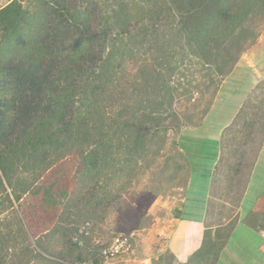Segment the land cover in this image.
Wrapping results in <instances>:
<instances>
[{
    "label": "trees",
    "instance_id": "obj_1",
    "mask_svg": "<svg viewBox=\"0 0 264 264\" xmlns=\"http://www.w3.org/2000/svg\"><path fill=\"white\" fill-rule=\"evenodd\" d=\"M263 21L264 0L0 1V214L76 158L56 240L37 243L60 264H101L82 225L104 223L167 129L203 121Z\"/></svg>",
    "mask_w": 264,
    "mask_h": 264
},
{
    "label": "crops",
    "instance_id": "obj_2",
    "mask_svg": "<svg viewBox=\"0 0 264 264\" xmlns=\"http://www.w3.org/2000/svg\"><path fill=\"white\" fill-rule=\"evenodd\" d=\"M261 83L264 31L225 76L203 121L179 132L189 171L183 194L168 203L158 231L161 264H189L218 240L224 243L215 264H264V220L251 221L264 198V138L260 123H233L246 116L249 99ZM241 135L238 149L223 150L224 141L235 143Z\"/></svg>",
    "mask_w": 264,
    "mask_h": 264
},
{
    "label": "rangeland",
    "instance_id": "obj_3",
    "mask_svg": "<svg viewBox=\"0 0 264 264\" xmlns=\"http://www.w3.org/2000/svg\"><path fill=\"white\" fill-rule=\"evenodd\" d=\"M263 31L264 21L260 25L259 35ZM257 41L258 38L251 47ZM263 90L264 83H261L249 99L246 116L238 118L236 123H263ZM216 95L217 93L208 104L210 108ZM206 101L207 99L203 100L202 107ZM180 130L167 129L161 154L148 170H141L137 185L108 211L104 223L82 225L81 230L92 235L99 250L119 235L133 231L138 233L133 250L109 260L107 264L122 259L125 264H161V254L158 256L156 253L161 248L158 231L163 225V217L169 211L168 203L183 194L189 171V162L177 140ZM242 138L243 135L237 141L234 140L235 143ZM77 163L78 160L73 157L58 163L21 205L16 203L0 214V264H60L43 252L37 242L49 245L56 240L50 230L54 227L61 204L73 189ZM261 207L254 217L256 220L262 218V222L264 202ZM218 242L219 240L216 243ZM217 257L216 247L208 244L189 264H215ZM166 264L174 263L167 261Z\"/></svg>",
    "mask_w": 264,
    "mask_h": 264
},
{
    "label": "built area",
    "instance_id": "obj_4",
    "mask_svg": "<svg viewBox=\"0 0 264 264\" xmlns=\"http://www.w3.org/2000/svg\"><path fill=\"white\" fill-rule=\"evenodd\" d=\"M137 234V232L133 231L128 234L119 235L115 237L108 245L101 248L100 253L103 256V261L101 264H107L109 260L132 251L137 243ZM75 240H77V238H75Z\"/></svg>",
    "mask_w": 264,
    "mask_h": 264
}]
</instances>
